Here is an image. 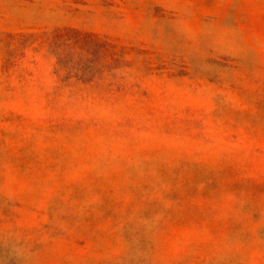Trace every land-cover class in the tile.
I'll return each mask as SVG.
<instances>
[{"label": "rangeland", "instance_id": "obj_1", "mask_svg": "<svg viewBox=\"0 0 264 264\" xmlns=\"http://www.w3.org/2000/svg\"><path fill=\"white\" fill-rule=\"evenodd\" d=\"M0 264H264V0H0Z\"/></svg>", "mask_w": 264, "mask_h": 264}]
</instances>
